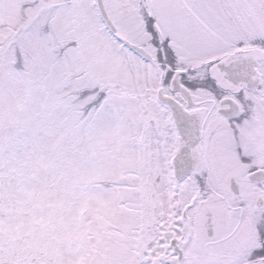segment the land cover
Masks as SVG:
<instances>
[{"label":"snow or ice","instance_id":"6c2138e0","mask_svg":"<svg viewBox=\"0 0 264 264\" xmlns=\"http://www.w3.org/2000/svg\"><path fill=\"white\" fill-rule=\"evenodd\" d=\"M0 264H264V0H0Z\"/></svg>","mask_w":264,"mask_h":264}]
</instances>
